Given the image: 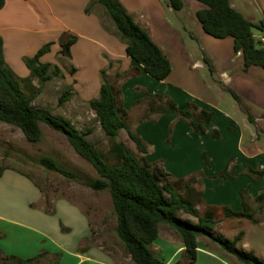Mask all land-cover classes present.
I'll list each match as a JSON object with an SVG mask.
<instances>
[{
  "label": "crops",
  "instance_id": "0c3cea01",
  "mask_svg": "<svg viewBox=\"0 0 264 264\" xmlns=\"http://www.w3.org/2000/svg\"><path fill=\"white\" fill-rule=\"evenodd\" d=\"M28 1L30 0H4L0 8V38L4 60L19 78L29 75V70L23 61L24 57H31L45 44L44 41H38L35 36L25 37L22 40L21 32L29 31L36 34L42 31L65 30L68 34L76 36L75 42L69 48V55L66 56L74 73L89 64V47L84 44L78 45L81 38L86 37L90 46L99 42L106 45L110 37H113L111 33L117 34L106 10L101 9L99 3L94 0H31L37 7V14H30L29 11L24 10L28 6ZM118 1L132 15L134 21L147 31L171 64L170 74L164 80H156L125 54V43L117 51H113L109 46V50L102 48L104 54L114 63L108 66L103 59L104 61H101L96 68L92 63V71L96 69L100 74L104 68L107 69L106 73L114 70L113 73L120 79L118 89L121 106L128 112L133 107V103L142 99L145 93H161L172 98L178 108H184L188 102H191L198 109L212 112L210 121L204 124L203 133L193 131L186 120L178 119L171 113L152 114L150 118L154 119L153 121L131 122L130 127L133 132L147 148L142 156L149 163L156 164L157 160L160 161L159 166L168 172L172 179L181 178L187 181L192 175L202 171L201 176L197 175V181L193 183L194 188L202 195V203L196 204V207L200 211L208 205L217 207L214 228L216 233L227 238H229L226 236L227 233H231L230 239H233L238 231H242L243 235L239 241L243 243L252 231L263 236L264 204L260 205L254 199L262 191L264 174L261 179H256L248 176L246 170L248 167L264 170V69L252 66L246 73L241 71L242 55L241 52L233 50V38L231 36L214 38L203 31L195 15L196 11L202 7L198 1L183 0V7L178 10L181 15L176 18L177 25H181L182 31L173 33L177 42L169 38L172 36H169L167 30H173L169 25L165 28L166 24L162 23L163 28L160 29L155 23L167 22L163 17V6L160 0ZM9 2L24 4V7L7 9ZM229 2L231 7L248 18L244 13L245 4L241 5L237 0H229ZM258 2L261 3L259 0ZM89 6L93 8V13L88 12ZM168 6L166 5L169 11ZM261 12L264 17L262 3ZM59 13L72 20L74 24L66 25L63 29L57 28L62 24ZM49 16L56 24L45 29L38 28L39 22L48 19ZM250 18L248 19L252 21ZM30 21L32 22L27 23ZM25 23L31 24L32 27L26 26ZM185 25L196 27V32L187 30ZM87 27L90 28L87 29ZM90 31H93V36L89 34ZM263 33L253 35L259 38L263 36ZM191 40L197 41L200 53L192 51ZM53 41H58V38ZM184 43H187L189 49ZM33 44V48H25L26 45ZM177 44L179 52L175 56L173 52ZM10 45L18 47L20 50L18 56L8 49ZM77 45L83 47L81 52H78ZM58 51L59 49L57 53ZM46 54L41 55L39 59L41 60ZM203 56L209 60L210 70L203 62ZM12 60L14 65L19 61L26 69L21 74H17L11 66ZM136 67L140 70L134 73ZM103 73L105 74L104 71ZM100 82L101 80H96L95 84L84 82L76 88L74 86V92L82 101L76 104H85L89 99L97 97ZM126 84L129 85L130 96L124 87ZM193 87L201 96L196 97L191 94L190 89ZM228 94L234 101L229 99ZM221 103L225 108L220 107ZM144 109L143 105L142 113ZM171 128L172 131L169 132ZM213 131H217L218 136H214ZM178 132L181 134L180 138L177 137ZM168 133L167 138L171 143L170 155L177 156L176 158H179L182 163H192L188 156L190 145L188 142L195 141L194 163L197 167H194L192 171L177 176L166 168L165 159L167 158L162 152L157 156L155 154H152L153 157L150 156L149 153H153L154 150L161 151L168 146L164 142L165 137L163 138ZM175 145L177 151L173 148ZM209 154H223L218 159L220 160L218 169H212L213 162L212 158L207 156ZM204 157L208 159L207 163L204 162ZM221 166L231 170L235 177L240 174L238 178L240 182L233 183L231 187L232 181L226 172L224 176L222 174V181L218 182L214 179L219 170L224 169L220 168ZM182 169L187 171L190 167L184 166ZM210 169L213 171L210 172ZM209 178H212L210 186L206 183ZM247 184L250 188L242 201L240 190L245 189ZM224 185L226 189L222 190ZM207 187L210 191L216 189L217 193L211 198L206 196ZM42 199L43 203H46L40 185L26 173L10 166L2 170L0 173V251L3 254L21 259L37 257L41 254L35 261H25L22 264H116L108 249L103 247L102 243L94 242L89 214L86 211L63 197L52 199V205L48 208L41 205ZM223 206L235 212L241 211L245 206L253 212V218L250 220L225 216L221 210ZM46 209H53V212L49 213ZM219 218L226 221L225 228L218 226ZM185 219L196 223L194 217ZM238 228L241 229L238 230ZM196 242V257L193 264H241L205 237H197ZM248 245L251 247L250 243ZM150 248L163 260L164 264H174L180 259L184 246L180 237L171 228L160 224L158 237ZM251 251L255 252L254 249ZM261 255H264L263 251ZM259 259L264 261V258Z\"/></svg>",
  "mask_w": 264,
  "mask_h": 264
},
{
  "label": "trees",
  "instance_id": "16d2710c",
  "mask_svg": "<svg viewBox=\"0 0 264 264\" xmlns=\"http://www.w3.org/2000/svg\"><path fill=\"white\" fill-rule=\"evenodd\" d=\"M94 1L102 5L110 16L118 37L125 43V54L136 61L149 76L156 80H164L171 71L170 61L162 49L152 41L147 31L134 21L132 15L118 0ZM196 1L202 5L195 15L204 32L214 38L226 36L233 38V50L241 52L242 55L241 71L246 73L252 66L264 69V43L255 38L252 32L254 27L263 31L264 22L250 21L231 7L229 0ZM3 4L4 0H0V8ZM168 5L173 10H180L183 7V0H168ZM75 40L76 36L64 34L59 40L60 53L68 56L69 48ZM48 50L49 43H45L34 55L23 59L29 76L37 77L41 83L51 78L49 73L51 64L41 62L39 59ZM203 62L210 70L209 60L204 56ZM139 70L136 67L133 72ZM27 78H19L5 63L0 38V121L19 128L29 142L40 140L42 135L40 122L65 136L74 152L87 161L98 175L83 180V184L94 191L104 189L108 191L115 215L114 231L131 264H164L150 248L158 237L160 224L171 228L180 237L184 246L180 259L174 264H193L196 257V238L199 236L209 239L222 252L234 257L241 264H264V261L252 251L236 246L243 235L242 231H238L233 239L215 232L216 206L208 205L202 211L196 207V204L202 203V195L194 188L193 183L197 181V175L201 176L200 172L184 182L185 196H182L177 191V184L183 179H172L162 167L149 163L143 156L137 158L122 141L118 140L119 131L124 129L138 152L144 154L147 151L145 143L126 124L127 110L121 106L118 99L120 91L113 83L105 80L103 71L98 96L89 99L88 104L94 111L101 130L110 141L109 151L115 161L113 164H109L96 146L86 139L85 133L76 129L68 119L53 115L48 109L35 108L31 104V97L22 92L18 81ZM67 98L68 92L64 91L59 97V102ZM138 104L145 106L138 122L153 121L154 119L150 118L152 114L171 113L185 119L190 128L198 133L204 132V124L212 117V112L198 109L191 102L184 108H178L172 98L161 93H145L142 99L133 103V106ZM213 135L218 136V132L213 131ZM30 159L46 170L69 179H79L75 172L59 166L52 156L43 155ZM4 168L6 166L0 165V173ZM246 174L261 179L264 170L248 167ZM240 194L243 201L246 190L241 189ZM254 200L260 205L264 204V185ZM44 201H47L46 197ZM221 210L225 216L231 218L250 220L253 218V212L245 206L238 212L226 206L221 207ZM46 211L52 213L53 209ZM180 212L196 218V223L181 218ZM37 257L21 259L0 251V264H22L25 261H35Z\"/></svg>",
  "mask_w": 264,
  "mask_h": 264
},
{
  "label": "rangeland",
  "instance_id": "374dc122",
  "mask_svg": "<svg viewBox=\"0 0 264 264\" xmlns=\"http://www.w3.org/2000/svg\"><path fill=\"white\" fill-rule=\"evenodd\" d=\"M160 1L163 6V17L166 18L167 22H155V23L159 25L160 29L163 28V26H161L162 23L166 24V26H164L165 28H167L169 25L173 29L172 31L167 30V33L170 34L169 36H172L169 38L170 39L172 38L175 42H177L173 33L176 31L180 33L182 31L180 28L181 25H177L176 22V18L181 15L180 11L173 10L172 8H169L168 11L167 10L168 8L166 7V5H168V0H160ZM237 1L241 5L245 4L246 11L244 10V13L247 15L248 18L251 17L250 19L254 23H259L261 21L264 22V17L261 12V3H262V7L264 8V0H259L261 2L260 4L258 0H237ZM98 5L99 7H101V9L105 10V8L102 5L100 4ZM20 6L24 7V4L9 2L7 9L14 10L17 9L16 7H20ZM36 8L37 7L35 6V4L30 0L28 1L27 8H25L24 10L29 11L30 14H37L38 10ZM88 12L93 13V8L89 6ZM58 16L62 24L61 27H57V28L63 29L66 28V25L74 24L72 20L68 19L65 15H62V13H59ZM31 22L32 21L27 23H31ZM55 24L56 22L54 21V19L49 16L48 19L41 20L39 22L38 28L45 29L54 26ZM25 25L28 27L29 26L32 27L31 24L27 25L25 23ZM185 27L187 28V30H192L193 32H196L195 30L196 27L188 26V25H185ZM88 28L90 27H87V29ZM252 32L253 34L261 35V33L264 32V30L260 31L258 28L254 27L252 28ZM66 33L68 32H66L65 30L61 32L42 31V32H37L36 34L29 31L21 32L20 37L22 40H24L25 37L35 36L36 39H38V41L40 42L44 41V43H49V50L45 52L47 54L43 58H41L40 61L52 63L49 68V73L51 75L50 79L41 83L37 77L28 75L26 76L28 77L26 80L24 79L18 80L20 83L21 90L26 96L31 97L32 99L31 104L35 108L48 109L53 115L68 119L76 129L85 133L86 139L96 146V148L104 155L107 162L109 164H113L115 161L113 159L112 154L109 151L110 148L109 139L104 135L103 131L101 130L99 123L96 119L95 113L90 108L88 102L81 105L76 104V102L78 103V101L80 102L81 100L78 97V95L74 92L73 87L75 86L76 88L77 85L84 82L95 84L96 80L97 81L101 80V71L103 70L105 72L104 74L105 80L113 83L116 86V88H118V86L120 85L119 83L120 79L113 73L114 70H112L110 73H106L107 69L104 68L100 71V74H98L96 69L95 71H92V63L95 64V68L101 63V61L104 60L108 64V66L110 63H114L109 58V56L104 54L102 48L109 50L110 47L113 51H117L119 48L123 47L124 42L118 37L116 33H111L113 37H110V39L108 40L111 42L107 41V44L105 43L106 45H102V43L99 42L98 44L94 43L91 44L90 46L86 40V37L81 38L78 45L84 44V46L89 47V52H88L90 55L88 60L89 64L85 65V67L80 68L76 73H74L71 69V64H69L68 57L60 53V46L58 42L60 38H62V36ZM92 33L93 31L92 32L90 31L89 34L93 36ZM56 34L58 35L56 36ZM86 34H88V32H86ZM57 38L58 41H53V40H57ZM191 41L193 42L192 51L195 53L196 52L200 53V48L197 41L195 40H191ZM184 44L186 45V47H188L187 43ZM78 45H77L78 52H81L83 47ZM33 46L34 44L26 45L25 48L30 49L33 48ZM8 49L12 53H15L16 56L20 54V50L18 49V47H14L13 45H10ZM57 49H59L58 51L59 53H57ZM178 52H179V47L177 44L176 49L173 52V55L177 56ZM176 64L177 63L175 62V65ZM11 66L15 69L17 74H21V72L24 69H26L24 64L23 65L20 64L19 61H17V63L14 65L12 60ZM124 87L126 88V90H128V94L130 96L131 91L129 90V85L126 84L124 85ZM64 91L68 92V98L60 103L59 97ZM190 92L191 94H194L196 97L201 96L199 95L200 94L199 91L197 90L195 91L194 87L190 89ZM227 96L231 101H234L230 94H228ZM118 99L120 101V93H118ZM212 102L214 101L212 100ZM220 107L225 108V106L222 103ZM142 110H143V105L138 104L131 107V109L127 112V115L125 116V121L129 127L132 126L131 122H135L138 120V118L142 114ZM178 119H182V118H178ZM40 128L42 132L40 140L37 142H29L25 139L24 135L19 130V128L0 121V165L16 168L17 170L26 173L28 176L31 177V179L37 182L41 187L43 196L47 198L46 203H43V199L41 200L42 206L48 208L52 205L51 202L52 199L63 197L70 200L74 204L78 205L81 209L86 211L89 214L88 216L93 231L92 237L95 238L94 242L100 244L102 243L103 247L108 249L109 254L115 259L116 264H131V260L130 259L128 260L129 257L125 255L123 251V247L121 246L114 231L115 215L112 210V204L110 201L108 191L106 189L101 191H94L88 186L83 184V180L89 178H95L98 176L94 168L87 161L80 158L74 152V150L69 145L65 136L62 133L51 129L44 122H40ZM171 131L172 128L169 130V132ZM168 135L169 133L166 136L165 135L163 136V138L165 137L164 142L168 146L166 148H162L161 151L154 150L153 153L152 152L149 153L150 156L153 157L152 154H155L157 156L158 154H160V152H162L167 158L165 159L166 168L177 176L181 175V173L188 172L190 170L192 171L194 167H197V165H195L194 163V159L196 158L195 141L190 140L188 142L190 144L188 146L189 149L188 156L191 159L192 163L191 162L182 163L179 158H176L177 156L170 155L171 143L169 138H167ZM177 137L178 138L181 137V134L179 132ZM118 140L122 141L126 145V147L137 158H140L142 156V154L138 152V150L136 149L134 143L129 139L124 129H121L119 131ZM217 144L219 145V143ZM173 148L177 151L176 145ZM43 155L52 156L57 161L59 166L75 172L79 177V179H69L56 172L46 170L40 165L31 161L30 159V158H38ZM222 155L223 154L207 155L212 158L213 170L219 168L220 160L218 159ZM207 161L208 159L204 157V162L207 163ZM155 163L159 165L160 161L157 160V162ZM184 166H189L190 169H187V171L186 169L185 170L182 169V167ZM220 168H224V169L219 170V172L214 176V179H217L218 182L222 181V174L224 176V172H226L231 178L232 181L230 182L231 187L233 183L235 184L237 182H240L238 181L240 174L238 175V177H235L236 175L233 176L231 170L229 169L227 170L226 167L223 166H221ZM213 170L210 169L209 171L212 172ZM200 173H202L201 170ZM211 179L212 178H209L206 181L208 186H210L209 184ZM185 181L186 179L182 180L180 183L177 184V191L182 196L183 195L185 196V190L183 188V184ZM245 187L246 188L248 187V189H246ZM245 187L244 188L247 192L250 186L247 184ZM225 189L226 186L224 185V187H222V190ZM216 193H217L216 189L210 191L208 187L206 188V196L208 198H211L213 194ZM179 216L183 219H185L186 217L193 219L192 216L181 212L179 213ZM219 219L217 220L218 226L225 228L226 221L223 219L222 220ZM240 229L241 228H238V230ZM227 234L228 235L226 236L231 238L232 234L231 233H227ZM245 243L237 241L236 246L246 251H251L252 249H254L255 251L254 254H256L258 258L261 259L264 258V255H261L262 251L264 253V235L260 236L252 231L248 235ZM248 243L251 244V247L248 245Z\"/></svg>",
  "mask_w": 264,
  "mask_h": 264
},
{
  "label": "built area",
  "instance_id": "2783aa9c",
  "mask_svg": "<svg viewBox=\"0 0 264 264\" xmlns=\"http://www.w3.org/2000/svg\"><path fill=\"white\" fill-rule=\"evenodd\" d=\"M262 43H264V37L262 36V37H259L258 38Z\"/></svg>",
  "mask_w": 264,
  "mask_h": 264
}]
</instances>
